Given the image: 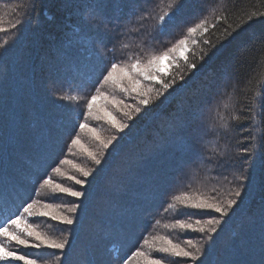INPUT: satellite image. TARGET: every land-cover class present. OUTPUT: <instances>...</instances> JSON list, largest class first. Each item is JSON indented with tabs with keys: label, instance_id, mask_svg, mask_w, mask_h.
Returning a JSON list of instances; mask_svg holds the SVG:
<instances>
[{
	"label": "trees",
	"instance_id": "16d2710c",
	"mask_svg": "<svg viewBox=\"0 0 264 264\" xmlns=\"http://www.w3.org/2000/svg\"><path fill=\"white\" fill-rule=\"evenodd\" d=\"M101 2L109 0H0V16L10 29L0 32V219L28 200L38 177L48 171L57 182L86 193L76 200L45 189L35 197L65 206L80 204L73 226L36 218L41 231L69 240L67 260L61 264H123L149 234L168 236L182 246L192 239L202 247L199 260L170 258L172 264H264V145L255 127L261 122L260 98L254 95L264 90V46L253 43L264 37V18L246 24L223 44V22L204 36L192 37L198 43L185 53L187 63L180 59L171 66L165 60L169 75L160 78H175L176 83L167 91L153 84L162 94L154 91L147 106L140 105L135 94L106 85L102 91L130 107L110 106L115 119L128 125L122 132L107 121L89 118L102 140L115 137L104 149L90 133L75 127L86 113V98L99 87L100 69L109 61L146 59L166 50L202 16L207 14L212 22L211 12L204 9L217 0H175L173 8L168 7L173 0H125L129 8L123 11L129 15L121 31L103 36L87 23ZM220 5L215 15L227 10V23L233 26L244 12L264 10V0H220ZM177 9L174 23L160 20L165 11ZM7 21L17 27L12 29ZM126 111L132 112L131 119ZM76 133L84 147L97 154L99 165L80 148L69 153ZM64 159L69 161L60 165L65 175L51 173V166ZM76 165L92 175L82 177ZM67 176L86 183L75 185ZM237 188L239 198L232 195ZM193 190L220 200L238 199L228 217L209 211L191 218L222 221L211 240L165 227L178 218L189 219L179 205L173 209L169 204L174 195ZM22 251L50 257L53 250Z\"/></svg>",
	"mask_w": 264,
	"mask_h": 264
},
{
	"label": "snow or ice",
	"instance_id": "6c2138e0",
	"mask_svg": "<svg viewBox=\"0 0 264 264\" xmlns=\"http://www.w3.org/2000/svg\"><path fill=\"white\" fill-rule=\"evenodd\" d=\"M175 6V0H173L172 4L168 5L169 8ZM220 6V0H217V3L210 9L205 8V13L211 12L213 17L212 22H210L207 14L202 16L194 26H188L186 28V35L183 38L177 40L166 50L158 54H148L146 59H141L137 56L129 58L127 62L116 60L109 61L107 65L100 69V74L96 78L99 87L95 88L93 95L86 98V113L83 114V120L75 125V127L79 129V133H90L93 139L99 141L102 148H108L115 137L106 141L102 140L97 134V130L89 126V118L98 121H107L112 127L122 132L128 125L115 119L110 110V106L117 107L123 105L124 108H129L130 106L124 105L122 100L102 91L106 85L117 88L126 95L135 94L139 98L138 103L147 106L150 102L151 94L154 91L157 95L162 94L161 91L152 87L153 84H160L163 91H167L176 83L175 78L171 79L170 82H165L160 78L162 75H169V72L163 65V61L168 60L171 66H177V61L180 59H183L185 63H187L188 57L185 53L189 51L190 45L198 43L196 39H191L192 37L197 34L199 36H204L210 29H215L217 24L223 22L226 25L223 27L222 38L220 40V43L223 44L224 40L233 38L234 33L238 32L246 24L264 18V10L257 8L254 11L244 12L235 26H233V24L227 23L229 18L227 10L221 11L219 16L215 15L217 8ZM95 8L97 11H95L91 19L87 21L92 31L101 36L108 34L112 30H116L117 32L121 31L120 25L123 23L124 18L129 15L123 11V9L129 8V4H127L125 0H109L108 3L101 2L95 5ZM114 11L119 14H114ZM178 14L179 9L174 12L165 11L160 17V20L164 22L167 18V23L172 24L175 22V17ZM141 19H143V17H141ZM5 22L4 16H0V32H7L10 30L4 26ZM7 22L11 24L12 29L17 27V24L11 23V21ZM204 43L208 44L210 48L216 47V45L209 40H205ZM253 43L257 46H264V37L255 39ZM113 47H115V45ZM124 47H128V45H124ZM241 50L242 49H238L236 55L228 61L224 66L225 70H227L232 61L236 59ZM204 58V55L200 56L201 61H203ZM188 67L195 70L197 66L195 64H189ZM180 79L183 80L184 77L181 76ZM254 95L260 98L259 115L261 117V122L255 125V127L261 130L260 138L262 145H264V90L255 92ZM61 99H76L77 102L79 101V97H61ZM97 101L100 102L97 103ZM225 107H229V105H225ZM133 111L139 113L140 108L135 107ZM124 114L129 119L132 118L131 111H126ZM241 119V116H235L236 121L239 122ZM223 127L226 128L228 125L225 124ZM79 133H76L71 139V146L68 148L69 153L75 148H80L87 152V155L95 164L99 165L101 160L96 153L84 147ZM204 134H207V132L205 131ZM249 136H252V132H249ZM67 163H69L67 159L59 161L57 165L51 166L50 172L57 176H64L65 173L62 171L60 165ZM75 167L84 178L92 175L90 169H85L79 165ZM67 179L79 186H83L86 183L85 179L78 178L77 176H67ZM36 185L38 187H34L33 191L29 193L28 200L22 202L16 211L9 212L8 215L0 219V264H61L62 259L65 261L67 260L65 249L70 247L69 240L66 237L55 238L41 231L36 218H44L45 221H55L58 225L73 226L77 222L74 214L77 213L80 204L72 203L71 206H65L35 197L39 196L45 189L53 196L59 197L66 195L76 200L84 198L86 193L82 190H76L74 187H68L63 183L57 182L48 171H46L44 175L38 177ZM262 187H264V183H262ZM241 194L240 188H237L234 193H232L236 198L241 197ZM236 198H229L225 201L199 190L181 192L172 197L173 202L169 204V207L176 209L177 205H179L181 214L189 219L178 218L174 224L165 225V227L178 228L185 231L191 230L192 232L204 234L208 240H211L213 235L218 232V228L222 221L213 217L209 219L196 218L194 222H192L191 218L196 216L198 212L203 213L209 211L219 214L222 217H228L230 211L238 205V199ZM156 223L158 224L159 221L157 220ZM142 240V245L138 247L134 246V250H130L129 254L126 255L123 259V264H132L133 261H135V264H172L170 258H190L196 261L199 260L203 254L202 247L194 243L192 239H187L183 246L180 243L174 242L168 236L163 235L149 234V236L142 237ZM12 245H15V248H13ZM42 248L53 250L50 257L34 256L31 254V251H22V249L40 250Z\"/></svg>",
	"mask_w": 264,
	"mask_h": 264
},
{
	"label": "rangeland",
	"instance_id": "374dc122",
	"mask_svg": "<svg viewBox=\"0 0 264 264\" xmlns=\"http://www.w3.org/2000/svg\"><path fill=\"white\" fill-rule=\"evenodd\" d=\"M163 65L165 66V68L167 69V66H168V64H167V62L166 61H163ZM62 131V130H61ZM0 140H2V138L0 139Z\"/></svg>",
	"mask_w": 264,
	"mask_h": 264
}]
</instances>
